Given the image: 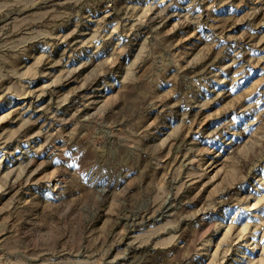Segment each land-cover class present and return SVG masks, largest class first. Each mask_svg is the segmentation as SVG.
<instances>
[{"label": "rangeland", "instance_id": "rangeland-1", "mask_svg": "<svg viewBox=\"0 0 264 264\" xmlns=\"http://www.w3.org/2000/svg\"><path fill=\"white\" fill-rule=\"evenodd\" d=\"M0 264H264V0H0Z\"/></svg>", "mask_w": 264, "mask_h": 264}]
</instances>
